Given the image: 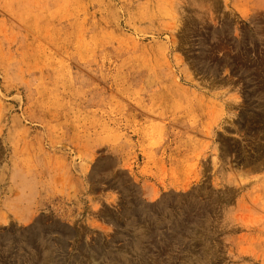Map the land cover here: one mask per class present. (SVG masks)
I'll return each mask as SVG.
<instances>
[{
  "label": "rangeland",
  "instance_id": "374dc122",
  "mask_svg": "<svg viewBox=\"0 0 264 264\" xmlns=\"http://www.w3.org/2000/svg\"><path fill=\"white\" fill-rule=\"evenodd\" d=\"M0 264H264V0H0Z\"/></svg>",
  "mask_w": 264,
  "mask_h": 264
}]
</instances>
